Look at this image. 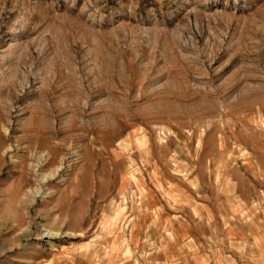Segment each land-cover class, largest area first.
<instances>
[{
    "label": "rangeland",
    "instance_id": "obj_1",
    "mask_svg": "<svg viewBox=\"0 0 264 264\" xmlns=\"http://www.w3.org/2000/svg\"><path fill=\"white\" fill-rule=\"evenodd\" d=\"M190 168L263 199L264 0H0V264L129 260Z\"/></svg>",
    "mask_w": 264,
    "mask_h": 264
},
{
    "label": "crops",
    "instance_id": "obj_2",
    "mask_svg": "<svg viewBox=\"0 0 264 264\" xmlns=\"http://www.w3.org/2000/svg\"><path fill=\"white\" fill-rule=\"evenodd\" d=\"M187 170L146 185L147 192L131 200L120 228L124 241L116 247L130 258L118 255L99 264H264V244L258 245L264 239V196L235 195L225 181L218 197L195 170Z\"/></svg>",
    "mask_w": 264,
    "mask_h": 264
}]
</instances>
